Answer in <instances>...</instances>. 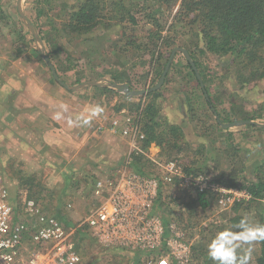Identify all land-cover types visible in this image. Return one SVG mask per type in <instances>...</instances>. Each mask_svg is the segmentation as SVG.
<instances>
[{
    "label": "crops",
    "instance_id": "crops-1",
    "mask_svg": "<svg viewBox=\"0 0 264 264\" xmlns=\"http://www.w3.org/2000/svg\"><path fill=\"white\" fill-rule=\"evenodd\" d=\"M24 1L21 0L20 6H23ZM121 1L119 4H113L114 7L111 6L114 11L110 12L107 9L104 12L111 16V20L99 23L90 31H83L71 28L70 23L72 14L77 12L84 0H31L35 22L30 31L32 47H27L30 43L26 39V42L23 41L25 47H17L15 50L7 48L5 47L8 43L7 36L0 35V178L9 190L12 205L15 201L19 206L24 200L37 201L36 199L40 198V202L43 203V199L46 201L45 209L42 204L38 205L41 212L46 215L54 214L59 217L67 212L72 213V210L77 215H83L90 209V204L97 202L92 200L89 194L78 197L81 182H85L90 174L97 179H114L117 172L128 165L127 170L137 169L142 171L138 172L140 174L157 176L150 174L151 167L157 170L151 160L165 157L161 154L162 152L164 154L165 149L152 143L144 148V154L140 155V158L129 157L128 140L118 131L110 130L114 119H122L125 113L132 111L134 104L150 100L147 96L150 92L130 97L109 88L108 85L126 84L133 91L149 90L156 85L164 70V68L162 70L164 53H156L155 60L160 63L159 67L154 63L151 65L150 59L153 57L149 56L147 51L148 53L151 51L148 46L156 41L160 45L157 44L153 48L159 50L157 48H160L165 37L162 35L164 27L158 21L162 27L161 32H157L151 21L148 23V20L143 18L137 19L131 13L130 7ZM117 4L118 7L130 9V15L135 18L134 23L130 22L128 16H125L123 22L118 21L120 12L117 11ZM178 5L179 3L176 7ZM124 13L127 15L126 11ZM158 14L161 18L160 15L164 12ZM134 30L138 32L136 40L139 39L143 41L142 43H138V40L137 44L134 43L135 39L131 34ZM176 54L174 58L177 59ZM43 56L51 62L54 73L49 69ZM184 59V55L181 54L178 67H175L177 63L171 62L166 78L153 102L158 108L161 124L179 127V146L191 147L194 141L184 140L182 135L184 128L190 131L196 128L194 122L192 123L194 118L187 114L185 109L191 101L186 86L193 83L174 78L176 68L182 69L180 76L187 74L186 63H182ZM147 68L148 77L143 86L139 80L143 79L141 73H145ZM11 70L14 71V76L8 75ZM188 71L192 80L196 82L195 86L203 91L205 86L202 76L198 81L195 79V72ZM176 81L179 83L177 94L182 96L183 101L180 97L179 99L174 97L175 92L172 90ZM170 86L172 93L168 90ZM203 99L217 119L216 110L211 108V103L207 104L210 98L203 96ZM125 103L132 104L125 108ZM237 106L233 104L232 111L230 107V114L234 117L230 126L220 124L225 133L221 143L224 146L222 151L229 154L230 149L236 150L237 144L242 145V139L231 145L232 137L234 139L235 136L239 138L245 136L246 142L250 143L253 149L252 157L255 163L250 167L258 170L262 166V163L260 166L256 163L258 156L264 155V111L260 112V117L253 116L255 120L242 116V107ZM243 119L254 120L246 123ZM251 124L255 128L251 127ZM248 136H252L253 140L247 139ZM168 150L166 148V151ZM175 151L178 154L181 149L174 150V153ZM206 151L211 152L209 148ZM248 154L246 152V155ZM128 158L133 162H128ZM191 162L190 164H193ZM207 162L203 161L201 164L204 169ZM218 163L220 162L217 159H213V171L224 169L217 166ZM196 167L197 164L195 167L192 166ZM73 170L78 171V174L74 173L76 181L68 177L73 175ZM230 170L224 172L227 174ZM208 173L213 180L214 177H219L221 171L219 174ZM72 184L79 190H72L70 188ZM23 186H29V191L26 189L21 191ZM26 193L29 194L28 197ZM19 197L22 198L20 202ZM70 197L76 199L73 204L67 202ZM20 208L21 206L15 209Z\"/></svg>",
    "mask_w": 264,
    "mask_h": 264
},
{
    "label": "rangeland",
    "instance_id": "rangeland-1",
    "mask_svg": "<svg viewBox=\"0 0 264 264\" xmlns=\"http://www.w3.org/2000/svg\"><path fill=\"white\" fill-rule=\"evenodd\" d=\"M30 2L31 0H25L23 6H20V11L23 13L26 19L25 21H23L18 12L17 0H0V35L2 37L7 36L8 40V43L5 44V47H11L14 50L17 47H25L23 41L26 42V39L30 43L27 47H32V33H30L31 30L29 26L31 28L34 27L33 25H35V22L33 19V9ZM123 2L127 7H130L131 13L137 19L143 18L144 20H147L145 16L147 15L150 21H152V18H154L157 23L158 21H160L161 25L164 27V33L162 34L163 36H165L164 42L168 40L170 43H172L169 49L164 48L163 43H161L160 48H157L159 50L154 49L153 46L155 47L157 46V44L160 45L158 41L154 42L153 45L150 44L148 46V49L151 51H149V53L147 51V54L153 57L152 59H150L151 65L152 63H154L155 65L157 64L160 67V63L156 62L155 60L156 53L163 52L164 54L162 57V61H164V63H167L171 54V48L173 49L176 47H183V49H185L186 51L187 49H189L188 53L190 52L194 56L198 74L203 78V83L207 91V97L210 98L212 104L211 108H213L217 112L216 119L214 118V113H212L211 109L207 107V105H205V101L203 99L200 88L198 86H195L196 82L192 80V76H190V72L188 71L189 69L186 67L187 70L185 69V72L187 74L180 76L182 74V69L176 68L177 70L174 78H176L178 81L187 80L188 82L193 83V85L187 84L188 86H186V91H188V93L190 94L189 99H191V101L189 102L188 107H186L185 109L187 114L194 118L192 119V123L194 122L196 128H193V131L184 128L182 136L184 140L187 139L194 142L193 146L191 147L190 145H188L187 147L183 146V150L181 148V151L178 154L174 153V151L170 152L165 150L164 154L163 152L161 153L165 156L161 158V160L175 159L179 161L184 175H189L190 173H192V166L195 167L196 164V170L203 171L205 173L216 172L219 174L220 171H228L229 169L237 170L241 166H244L246 167V169H249V171H251L250 164L255 163L252 157V145L246 142L245 136H242V138L235 136L234 139L232 137L231 145L239 142L241 139L242 145L237 144V146L235 147L236 150L230 149L231 152L229 154L225 153V155L222 151L224 146L221 144L223 142V138L225 137V133L224 130L221 129L220 124H227L232 120L234 121L233 115L230 114V107L232 111L233 104L238 105L237 108L242 107V116H246L248 118H254L253 116L258 117L260 112L264 111V107H262L261 105L264 102V81H251L249 83H242V86H240V84L236 80L237 77L235 78V75L232 73L233 70L229 68L230 58L228 56L214 58L211 54L207 53L200 55L199 49L202 48V43L198 38V25L197 23L193 24L194 20H192L190 17L177 15L176 12L178 7L175 8L177 4L172 7V9H170L168 8L167 4L159 2V0H123ZM116 3L119 4V0H104L103 7L105 8V11H107L108 9L111 12L114 11L113 7L115 5L113 4ZM112 5L113 7H111ZM159 12H164L163 15H160L161 18H159ZM131 34L135 39V44H137V40L139 41L138 43L143 42L139 39L136 40V35H138V32L134 30L131 31ZM176 57L177 59L174 58L172 62L177 63L175 64V67H178V62L181 60V54H176ZM41 62H43L42 58ZM182 63H185V59L182 60ZM147 72L148 68L146 69L145 73H141V75L144 76L143 79L139 80L141 85L145 83L144 81L148 77V75L146 74ZM14 74L15 73L12 70L8 73V75L10 76H14ZM153 81L155 82V80ZM10 83L13 85L12 81ZM172 83L174 84V82ZM178 85L179 83H177L176 81L175 88L172 91L175 92L174 97H177L178 99L180 97V100L183 101L182 96L177 94ZM171 89V86L168 87L170 93H172ZM214 102H218L219 104H215ZM125 104V108H129L128 105H131L132 103ZM134 105L135 107L133 109L130 108V110L132 109V111L125 113L124 116L127 114L134 116L136 115L135 113L137 112V105ZM190 116L188 117L190 118ZM252 138L253 137L250 136L247 139L252 141ZM199 141L202 142L200 144H197ZM238 145H240V147L242 148H240ZM207 148H209L211 152H207ZM201 151H203L204 153H201ZM246 152H248L249 154L246 155ZM169 155L171 156L169 157ZM135 156V158H138L140 155ZM249 158L251 160H249ZM213 159H217V161L220 162L217 164V166H222V168L224 169L213 171ZM225 159L227 160L224 161ZM203 161L209 162V167H207L208 162L205 166L206 170H203V165H201L203 164ZM190 162L193 164H190ZM256 163L259 166L262 163L260 169L256 171L258 174L257 176H259V178L264 182V155L258 156V160ZM73 169H75V166H73ZM73 171V175L68 177L70 180L73 179V181H76L74 179V173L76 172V174H78V171ZM135 171L142 172L137 169H135ZM150 174L161 176L162 172L151 167ZM86 179L87 180H85V182H81V185L79 187L80 190L73 184L70 186L72 190H79L78 197L79 195L86 196L90 193V191L87 190V187L90 189L91 184L93 180L96 179V177L90 174ZM88 179L91 181V183L90 181H88ZM237 179L238 181L243 183L241 174L237 175ZM74 186L76 188H74ZM233 188L236 187H231L230 189ZM25 189L28 192L29 186H23L21 191H24ZM187 191L188 190L181 189L175 185L166 186L159 199L157 200V203L155 204V210L160 215H162L165 221L168 220L169 222L170 220L171 222H177L178 226L181 228L184 234V239L186 240V242L189 244V246L192 245L195 247V251H197L196 255H198L199 259L195 260V263H193V259L191 258L190 260L192 261H190L189 264H218V261L212 259V257L210 256V248L213 249L217 255L227 260H231L232 256L235 255V264H256V257H258L260 254V244L257 239V230L261 212L255 211V205H253L254 202L249 204H244L242 202L235 203L232 207V210L219 212L218 206L215 204L214 200L211 201V204L204 209L194 205L193 207H191V213H189L190 208L187 207L186 204L190 203L191 205V203H193L194 201V197L193 195L192 197H187V194L189 193ZM26 196L28 197L29 194L26 193ZM19 199L20 197L18 198V201L20 202L22 198L20 200ZM36 200L37 204H42L45 209L46 201L43 199V204L39 201L41 200L40 198ZM75 200L76 199H74V197H70V200H68L67 202L73 204ZM181 204H184V206ZM17 205L18 202L15 201V208L20 207L21 203L19 206ZM91 205L92 204H90V206ZM72 209L73 207L71 208V210ZM81 216V214L77 215V213L72 210V213L67 212V214H64L62 216L59 215V217H57L56 215H54L53 217L62 221L65 225L71 226L75 225ZM78 240V249L82 258L81 264H137L134 263L135 261H138L139 264H157L155 261V258H157L156 253L149 255L145 253L124 254L122 252L109 251L106 249L104 250L90 240L88 241L81 238L79 235L76 238V243L78 242ZM167 264L173 263L169 260Z\"/></svg>",
    "mask_w": 264,
    "mask_h": 264
},
{
    "label": "built area",
    "instance_id": "built-area-1",
    "mask_svg": "<svg viewBox=\"0 0 264 264\" xmlns=\"http://www.w3.org/2000/svg\"><path fill=\"white\" fill-rule=\"evenodd\" d=\"M143 106L144 103L135 116L127 114L123 119H114L110 126L111 131H118L128 140L129 157L144 154L140 121ZM151 161L161 176L127 170L126 165L114 179H94L89 195L97 202L71 226L43 214L33 199L24 200L21 208L15 209L0 178V264H81L76 247L80 234L104 250L156 253L157 264H167L169 260L173 264H189L191 246L178 223L165 221L155 210L166 186L188 190L187 197L210 192L219 212L231 210L235 203L255 201L246 189H230L213 182L206 173L184 175L175 159ZM128 162L133 161L128 158ZM259 201L264 204V199Z\"/></svg>",
    "mask_w": 264,
    "mask_h": 264
},
{
    "label": "trees",
    "instance_id": "trees-1",
    "mask_svg": "<svg viewBox=\"0 0 264 264\" xmlns=\"http://www.w3.org/2000/svg\"><path fill=\"white\" fill-rule=\"evenodd\" d=\"M119 2L121 3L122 1L119 0ZM159 2L167 4L170 9L179 3L176 12L177 15L190 17L194 20L193 24L197 23L198 38L202 43V48L199 49L200 55L207 53L219 58L228 56L230 58L229 68L233 70L232 73L235 75V78H238H236V80L239 84L259 80L264 81V0H159ZM103 5L104 0H84L77 12L72 14L70 23L71 28L90 31L99 23L105 20H111V16L104 13L105 8ZM118 6L117 4V11L120 12L118 21L123 22L125 16H128L130 22L134 23L135 18L130 15V9L127 10L124 6ZM125 11L127 15H124ZM146 19L149 23L150 19L147 15ZM151 22V25L156 28V31L161 32L160 29L162 26L157 23L154 18H152ZM171 44L172 43L168 40H166V42L163 40L164 48L169 49ZM173 49L171 48L170 52ZM189 54L194 61L193 54ZM185 63L187 68L194 72L191 70L188 61ZM194 63L196 65L195 61ZM162 65L165 66L166 62ZM163 68L164 67H162V70ZM200 90L202 95L206 97V89L204 88L203 91L202 89ZM157 92L158 90L147 94L150 100L146 99L147 101L144 102L140 115L142 124L141 130L144 134V139L141 141L142 148L144 149L154 143L165 150L168 148V151H178V149L182 147L179 146L180 141L178 142L179 127L161 124L159 122L158 108L153 102L158 94ZM207 98L209 99V97ZM208 103L210 104L211 101H207V104ZM136 105L138 111L141 104L137 103ZM261 105L264 107V102ZM243 120V122H246L253 119ZM229 124L231 123L228 122L222 125L227 126ZM251 127L255 128L253 124H251ZM138 162H140V159H138ZM203 170L205 169L203 168ZM250 170L251 171L246 169V167H240L237 170H230L227 174L221 171L219 177H214L212 181L228 188L236 187L237 189H246L254 198L255 201L253 205H255V211L261 212L257 230L260 254L256 257L255 263L264 264V205L259 201L264 198V182L257 176V171L254 168ZM191 172L194 175L205 173L196 170V168H193ZM238 174L242 175L243 183L238 181ZM206 175L210 174L206 172ZM211 201H214V195L210 192H203L195 195L193 203H191V205L188 203L186 206L190 208L189 213H191V207L194 205L204 209ZM181 205L184 206V204ZM79 236L89 241L88 237L84 234H80ZM76 247L77 249L79 248V240ZM195 250V247L191 245V258L193 261H190L193 263H195V260L199 259L198 255H196L197 251ZM134 263L139 264L138 261Z\"/></svg>",
    "mask_w": 264,
    "mask_h": 264
},
{
    "label": "water",
    "instance_id": "water-1",
    "mask_svg": "<svg viewBox=\"0 0 264 264\" xmlns=\"http://www.w3.org/2000/svg\"><path fill=\"white\" fill-rule=\"evenodd\" d=\"M20 2H21V0H18V3H17L18 12H19V15H20L21 19L23 21H25L26 19H25L23 13L20 11ZM29 28L31 30L30 26H29ZM177 52L181 53L182 55H184L186 61H188L189 65H190L191 69L195 72L196 78L198 79V81H200V76H199V74L197 72L195 63L192 61L191 56L189 55V53L186 50H184L183 48H174L171 51L169 59H168L166 65L164 67V70H163L158 82L156 83L155 86H153L149 90H140V91L139 90L138 91L135 90V91H133V90H130L129 87L126 84H109L108 87L111 88V89H114V90H116V91H118L120 93H123L126 96H130V97L138 96V95H142V94H147L148 92L157 91L162 86V84H163V82H164V80L166 78L167 72L169 70V67L171 65V62H172V60H173V58H174V56H175V54ZM43 59L45 60V62L48 65L49 69L51 70V72L54 73V68H53L51 62L49 61V59L46 56H43ZM54 77H56L55 74H54ZM246 123H251V122L250 121H246ZM224 126H226V125H224Z\"/></svg>",
    "mask_w": 264,
    "mask_h": 264
},
{
    "label": "clouds",
    "instance_id": "clouds-1",
    "mask_svg": "<svg viewBox=\"0 0 264 264\" xmlns=\"http://www.w3.org/2000/svg\"><path fill=\"white\" fill-rule=\"evenodd\" d=\"M209 254L212 257V259L218 261V264H235L236 257L235 255L232 256L231 260L224 259L217 255L213 249L210 248Z\"/></svg>",
    "mask_w": 264,
    "mask_h": 264
}]
</instances>
